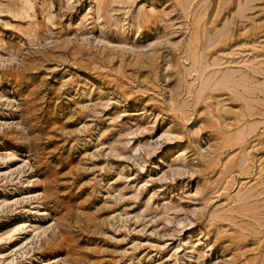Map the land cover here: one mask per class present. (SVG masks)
I'll use <instances>...</instances> for the list:
<instances>
[{
	"label": "rangeland",
	"instance_id": "374dc122",
	"mask_svg": "<svg viewBox=\"0 0 264 264\" xmlns=\"http://www.w3.org/2000/svg\"><path fill=\"white\" fill-rule=\"evenodd\" d=\"M0 264H264V0H0Z\"/></svg>",
	"mask_w": 264,
	"mask_h": 264
},
{
	"label": "bare ground",
	"instance_id": "6f19581e",
	"mask_svg": "<svg viewBox=\"0 0 264 264\" xmlns=\"http://www.w3.org/2000/svg\"><path fill=\"white\" fill-rule=\"evenodd\" d=\"M252 65H253V64H252ZM254 66H255V65H254ZM251 71H254V70L251 69ZM255 72H256V71H255Z\"/></svg>",
	"mask_w": 264,
	"mask_h": 264
}]
</instances>
